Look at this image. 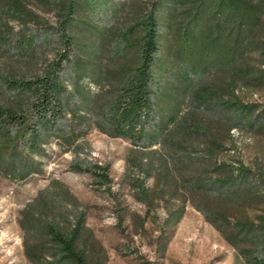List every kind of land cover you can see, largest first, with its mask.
I'll return each mask as SVG.
<instances>
[{
  "label": "trees",
  "instance_id": "trees-1",
  "mask_svg": "<svg viewBox=\"0 0 264 264\" xmlns=\"http://www.w3.org/2000/svg\"><path fill=\"white\" fill-rule=\"evenodd\" d=\"M263 89L264 0H0V176L44 174L53 138L97 127L132 143L163 226L190 203L245 264H264V169L226 156L233 128L264 134V102L245 95ZM70 170L110 191L108 166ZM88 212L49 181L20 211L29 263L105 264Z\"/></svg>",
  "mask_w": 264,
  "mask_h": 264
},
{
  "label": "rangeland",
  "instance_id": "rangeland-1",
  "mask_svg": "<svg viewBox=\"0 0 264 264\" xmlns=\"http://www.w3.org/2000/svg\"><path fill=\"white\" fill-rule=\"evenodd\" d=\"M46 18L56 21L53 13ZM245 95L250 101L264 102V89ZM235 128L238 132L227 159L264 169V134ZM132 147L129 140L110 137L92 127L73 147L66 148L64 142L53 138L47 146L44 174L21 182L0 176V264H30L24 255L20 211L52 179L65 182L89 207L88 225L105 248V264H245L237 250L190 203L176 225L163 226L168 209L158 199L146 200L141 188L151 191L154 179L129 163ZM75 160L108 166L110 191L100 189L90 174L71 171Z\"/></svg>",
  "mask_w": 264,
  "mask_h": 264
},
{
  "label": "built area",
  "instance_id": "built-area-1",
  "mask_svg": "<svg viewBox=\"0 0 264 264\" xmlns=\"http://www.w3.org/2000/svg\"><path fill=\"white\" fill-rule=\"evenodd\" d=\"M236 132H238L236 128H233V129L231 130V133H232L233 136L235 135Z\"/></svg>",
  "mask_w": 264,
  "mask_h": 264
}]
</instances>
